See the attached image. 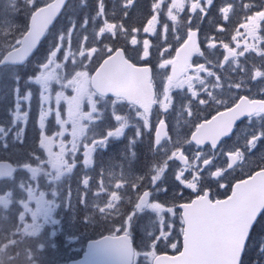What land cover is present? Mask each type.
Listing matches in <instances>:
<instances>
[{"label":"snow or ice","instance_id":"6c2138e0","mask_svg":"<svg viewBox=\"0 0 264 264\" xmlns=\"http://www.w3.org/2000/svg\"><path fill=\"white\" fill-rule=\"evenodd\" d=\"M10 8L7 11L0 10V23L12 25V29L17 31L18 39L16 41L10 42L6 47L0 48V86H6L5 88L10 90V95L14 99V107L16 109L14 115V124L16 120L23 117L25 121L29 118L30 113L28 111H21L23 109V101H29L33 96V87H38V95L41 100V105L43 106L44 100L46 99L43 95L44 90L48 86V81L55 76V72H47L46 70L52 67L53 62H62L63 66L71 64L73 68L76 67L75 56L78 54L80 57V62L83 66H88L91 62L87 53L81 48L77 47L75 49L71 46V36L77 31V21L72 18L73 16L80 18L81 29H84L82 36H79L78 44L83 43L87 46L89 41V24L92 25V33L95 37V44L93 47L99 52L103 48L104 55L100 59L99 64H103L109 56H113L118 52H123L127 59H129L136 66L148 65L153 69L159 68L160 64L158 61L153 60L154 55H158L155 46H153L150 53H145L143 51V41L140 40V35L142 34L145 39H154V34H149L146 30L133 28L132 35L127 36V44L121 47H113L111 42H115L118 39L117 33L114 30V25L109 22L108 16H115V9H108L105 0H94V3H90L89 0H82V6L79 10H76L69 15L68 12V0H54L52 3H47L45 6L50 9V20L51 24L50 30L41 36V38L36 41L33 45L29 40L25 39L24 33L29 29L30 22L33 14L37 11L39 4L43 0H25L28 11L25 16L18 18L19 9L17 8L16 0H7ZM115 0H113V3ZM207 2V0H205ZM151 3V13L157 14L163 8V0H150ZM217 5L215 2L211 4L214 8ZM120 7L128 8V0H121ZM234 7V6H233ZM245 12L249 8V5H245ZM251 7L258 8L256 4H252ZM210 10V9H209ZM182 15L185 13H181ZM208 13H204L207 15ZM167 17V13H165ZM125 18H127V13H125ZM20 19H23L24 23H20ZM174 19V17H173ZM247 19L246 15L241 16V20ZM55 21V23H53ZM188 24L193 23V19L190 17L188 19ZM147 21L145 22V24ZM227 23V20L224 21ZM99 24V29L97 30L96 25ZM10 29V30H12ZM220 27H217L215 31H221ZM121 31L127 32L126 28L121 27ZM173 36L175 39L179 40V34L173 30ZM43 38V39H42ZM186 38V37H185ZM53 39L54 43L50 46L49 40ZM161 39L166 42L167 37L163 33L161 34ZM207 40V37H205ZM101 41L103 43L101 44ZM207 47V43H205ZM99 64L96 66L99 67ZM30 73V75H29ZM257 79L260 77L257 74ZM256 95L264 97V88L260 89ZM7 99V97H5ZM42 112V108L40 110ZM248 125L251 126L253 123V117H255L258 124H264V107H246ZM9 115L7 108L5 109L2 118H6ZM105 117L101 116L100 122H104ZM107 119L111 120L113 124L118 126L115 128L105 129L103 135L107 137L106 141H100L99 146L96 149V154L99 152L108 153L113 144H121L124 149H127L128 145H136L137 141L141 138L139 135L129 137L125 141V131L127 123L119 124L120 117L113 114H109ZM40 113L38 116V126L39 130L41 125ZM241 124L244 123L241 119L239 120ZM234 127H238L237 123ZM233 127V129H234ZM2 130V128H0ZM25 133L27 128L24 129ZM231 134V135H230ZM236 135L233 130L226 134L219 144L213 145V149L217 150L221 146H227L228 141L232 140V137ZM245 138H248V133L243 132ZM255 136L258 137V142L255 146L250 143L247 147L250 152L257 150L259 144L258 152L264 149V129H258L255 132ZM236 141H239V136H237ZM17 143L22 144L23 140H17ZM155 143V142H154ZM7 147L6 144L0 145ZM139 148V145H137ZM189 148L192 147L191 144L188 145ZM197 147H204V145H197ZM120 148V149H121ZM137 149L132 150V155H136ZM264 155V153H261ZM223 155L227 158L229 155L228 151H225ZM111 163V162H110ZM173 164L179 163L181 167L172 169L169 167L167 169L168 174L171 176L169 181L166 177L156 173L152 175L151 182L148 189L141 192L139 191V185L133 188V192L136 193L135 200L132 197L128 198L127 208L113 213L105 215L101 212L102 217L110 221V235L104 236L100 241L95 242V244L104 245L106 248L115 252L119 257L122 264H144L146 260H151V264H191L189 259V253L194 248V235L199 231V226L196 223L191 225V233L188 237V244L186 247V237L185 230L188 227L184 223V204L192 203V199L203 195L202 192H197L195 185L189 186L190 181L185 179V177L190 176L191 173L183 168V161H178L176 159L172 160ZM204 169L202 168L201 171ZM121 171H123V166L121 165ZM142 179V178H141ZM213 179H219L213 176ZM83 182H87V178ZM218 190L224 193V198L221 202L227 201L228 196L231 195V186L227 184H219ZM186 194L190 197L185 199ZM211 196V193L209 192ZM179 197V200L175 198ZM158 201L159 203H155ZM215 202V201H214ZM83 206V205H82ZM174 206V211H173ZM163 213V215H161ZM84 224H88L89 221L85 217L82 219ZM161 229L168 233L167 237L161 235ZM123 233V235H121ZM132 233H135L136 240H133ZM257 235L264 236V212H261L259 216L255 219L251 226V233L248 236V247L243 253V259L241 264H253L249 258V254L252 250L251 242ZM147 241L144 248V252L141 253L137 248V244L142 241ZM153 241L155 244L153 246ZM134 243V247H133ZM173 251L176 254L169 255L168 252ZM264 253V244L259 248V254ZM96 250L93 246V251L90 255H95ZM164 257L163 260L161 257ZM255 264H260L259 260Z\"/></svg>","mask_w":264,"mask_h":264},{"label":"flooded vegetation","instance_id":"af4514ba","mask_svg":"<svg viewBox=\"0 0 264 264\" xmlns=\"http://www.w3.org/2000/svg\"><path fill=\"white\" fill-rule=\"evenodd\" d=\"M167 1L166 3H169L172 8L170 34L173 37L175 29L180 39H175L173 54H170L168 59L156 58L160 64L159 68L151 67L153 81L157 88L155 106L151 115L146 117L140 109L127 104L124 100L111 99L123 109L137 111L141 122L144 121L147 125L145 129L151 136L149 139H141L143 154L140 157L143 164L134 174L135 176L127 172L123 178L122 191H126L130 181L144 182V189L146 184L149 186L152 175L160 173L166 176L169 167L172 169L181 167L179 163L173 166L169 160L168 154L175 152V157L182 153L187 160L185 164L183 163V168L191 173L190 176L185 177L190 181L189 186L195 185L196 191L202 192L212 202L220 201L224 198V193L218 190V185L223 183L232 187V182L237 175L235 172L238 170L241 172V168H245L243 165L252 154L247 144L254 146V137L250 129L257 126L256 119L253 117L250 127L247 126L248 120L237 125L234 132L236 135L228 141L227 158L221 153V148L224 146L214 150L215 141L211 138L201 140V143L197 144L193 142L192 136L202 123L211 121L222 110L234 103L237 97L239 99L240 96L246 95L264 99L256 95L260 89L264 88V0ZM213 2L217 5L214 8L211 7ZM246 4L249 5L247 12L244 7ZM252 4L259 7L253 8ZM182 12L185 14L182 15ZM204 13L208 14L204 15ZM242 14L247 16L244 21L241 20ZM160 16L163 18V15L159 13L157 24L162 31L166 25L162 24ZM190 17L193 19L191 25L187 22ZM225 20H227L226 24ZM217 27L222 30L215 31ZM189 38L198 41L199 51L192 53L181 67L177 52ZM257 74L259 79L256 78ZM161 86L163 90H160ZM226 89L233 91L236 96L228 104L223 100ZM47 121H50L49 116ZM21 123L23 126L20 133L24 135L28 122L22 119ZM162 123L167 126L169 135L157 144L155 133L158 125ZM17 126L16 121L15 127ZM245 131L248 133V138L243 135ZM237 136H239L238 142ZM189 144L192 145L191 148L188 147ZM167 145L174 150L167 149ZM197 145H204V147H197ZM122 151L126 152L123 155L124 160L136 157V155L128 154V147L122 148ZM231 155L238 157L235 167L230 165ZM145 162H152V164L146 165ZM202 168L203 171H201ZM145 169L148 171L146 172ZM213 176L219 179H213ZM95 177L96 175H93V178ZM189 198L186 194L185 199Z\"/></svg>","mask_w":264,"mask_h":264},{"label":"rangeland","instance_id":"374dc122","mask_svg":"<svg viewBox=\"0 0 264 264\" xmlns=\"http://www.w3.org/2000/svg\"><path fill=\"white\" fill-rule=\"evenodd\" d=\"M44 1V0H43ZM80 1V0H77ZM121 1V0H119ZM131 0H128L130 2ZM167 0H163V8L157 13L152 14V19L150 23L147 25V28H143L142 30H146L149 34H153L156 24H157V16L159 13L163 15L160 16L161 21L166 20L167 22H164L167 24V26L170 23V12L172 8L170 7L169 3H166ZM168 2V1H167ZM133 2L129 4V7H131ZM133 12V8L129 9ZM130 11H124L122 14H118L116 12L115 16H112V19L110 22L114 23L118 20H120V26L117 27L120 30V33H123L124 39L121 41L124 45L127 44V36L132 35V31L123 32L121 31V27L126 28L125 21L131 19ZM125 13H127V18H125ZM165 13H167V17L165 16ZM134 17V12H133ZM158 25V24H157ZM4 26H7L6 24L0 23V31L5 30ZM159 26V25H158ZM97 30L99 29V24L96 25ZM127 29V28H126ZM167 28H163V33L166 35L167 40L166 42L161 39L160 37L156 36L154 34V39L151 37L148 39H145L144 36L140 35V40L143 41V51L145 53H150L152 50V46H155L156 52L160 54V57L168 59L170 54H173V45L175 42L174 36L170 35L169 32H167ZM85 30H83L81 33L78 31V35L75 38L74 35L71 36V46L73 49L79 47L83 51H85L89 58L91 59V62L88 64V66H83L80 62V57L77 54L75 56L76 60V67L73 68L71 64H68L66 67L63 66L62 62L58 63L54 62L53 66L47 71V72H55V74H62V77H56V85L58 86L57 89H53L49 86L50 80L48 81V86L44 90L43 95L45 96V100L43 103V106L41 105V100L38 95V87H33V90L37 93L38 101H34L35 95L33 92V100L30 103V101H23V109L28 112L31 110H34L36 114L39 115H46L48 113H53L56 117L57 123L56 128L58 130V133L68 130L71 135L75 134V138H78L83 130L88 129L89 125H93L94 131H93V138L91 142H81L78 145V148L80 150L79 155V162L84 168V173L88 171L89 166L91 165L92 161L90 159V153L93 149L98 148L100 141H106L107 137L103 135V132L105 129L115 128L118 125L113 124L111 120L107 119L109 114H113L115 116L120 117L119 124H123L125 120L129 121V129L130 135L132 136H140V126L141 129L147 128V125H142L140 123V117L139 115L134 111H129L127 116H123V112L118 108L117 110L111 106L110 102L106 104L104 100H98L97 97H95L94 94H91L89 92L90 90V77L87 78V74L90 71V69L98 62L100 57L104 54L103 48L100 49L99 52L96 51V48L93 47L95 44V37L92 33V25L91 22L89 24V28L87 31L89 32V41L87 46H85L83 43L78 44V37L82 36ZM153 40H156L155 43H153ZM54 43V40L51 39L49 41V45L51 46ZM103 41H101V44ZM172 52V53H171ZM157 56V55H156ZM156 56H153V60L156 61ZM54 78V77H53ZM55 79H53V84ZM55 91V92H53ZM73 93L68 95V93ZM90 93V94H89ZM229 95H232V92L229 93ZM37 102L38 106L36 109H32V105H34ZM42 108V112L40 111ZM21 110V111H22ZM105 117L104 122L101 123V116ZM40 125L42 126L45 121L41 117L39 121ZM147 133V132H145ZM128 137V138H129ZM11 142L8 138L2 137L0 139V145L8 144ZM3 148V146H1ZM42 150V148H40ZM111 151V150H110ZM110 151L107 153L110 155ZM102 155L106 156L105 152H101ZM38 157H41L39 154ZM109 156H107L108 159ZM173 156L171 157V159ZM174 159V158H173ZM172 159V160H173ZM37 160V158H36ZM36 165H34V168H31L29 170L22 169V172L18 175V177L12 181L5 184L0 185V212L4 210L8 213L14 212V208L18 210V215L21 212L22 209H24V212H28L27 209H29V206H39L38 202H42V199L46 195V197H50V202L55 204L57 203L58 198L60 197L62 201L66 203V207L70 206V200L73 198L71 194H69L67 191L62 189V183L64 181L63 178H58L55 173L61 169V163L58 161L52 162L50 165V169L48 171L49 176L45 175L46 169L43 170V173L41 175L42 171V161H38ZM32 165V163H29ZM101 164H104V161H101L97 158V174L98 179H102L101 174H110L111 170L110 168L105 171V169H102L100 167ZM112 166H115L114 169L117 170L115 164H112ZM174 166V164L172 163ZM179 168V167H176ZM34 171H37L35 174ZM39 174V176H38ZM117 175L120 176V172H117ZM170 176V175H169ZM49 177V180H48ZM171 180V176L169 178ZM48 182V184H47ZM100 187L97 185L96 190V200L98 203V195L101 194V192L104 194V200L102 201L101 209L100 211L103 212L105 215L109 213L114 214V208L115 206H120V195H117V198L115 199V202L113 203L110 198H107L105 196V191L107 187L103 186V183H99ZM66 186V185H65ZM85 198H81L83 201ZM114 205V207L110 206ZM19 208H18V207ZM21 207V208H20ZM174 208V206H173ZM174 211V210H173ZM163 215V213H161ZM1 218V216H0ZM18 221V220H17ZM18 224V223H17ZM17 224L14 223L12 225L13 232L11 235H9L6 231V228H9L8 226H3L0 224V234L8 235L9 238L6 239L5 243L6 246L3 247V251L0 252V264L3 261L2 257L5 256L6 260H9L11 262H19V263H25L28 264H40V260H44L41 254V247H39V244L41 242L49 243L52 241V239H55L56 235L58 234L53 226L50 230V232L47 235L42 236L39 234L38 236L29 234L30 237H26V233H21L17 229ZM19 224L22 226V230L25 232L30 231V226L24 221H19ZM74 228L77 227V225H73ZM63 227V226H62ZM71 227V226H70ZM161 235H164L167 237L168 233L161 229L160 232ZM78 238H73L71 240L72 246L75 250L78 249ZM57 243L59 242H51L49 244H52L54 247L52 248L53 251H56L57 249ZM147 244V241H142L138 243L140 247V252H144V248ZM155 244V241H153V246ZM6 250V251H5ZM4 252V253H3ZM258 257L263 258L264 253L260 254ZM34 261V262H32ZM38 261V262H37ZM144 264H151V260H146Z\"/></svg>","mask_w":264,"mask_h":264},{"label":"water","instance_id":"95a60500","mask_svg":"<svg viewBox=\"0 0 264 264\" xmlns=\"http://www.w3.org/2000/svg\"><path fill=\"white\" fill-rule=\"evenodd\" d=\"M54 2V1H53ZM50 9L43 7L33 14L25 39L35 44L41 36L51 28ZM55 23V21L53 22ZM43 39V38H42ZM191 41L186 43L178 52V59L182 65L193 52ZM95 90L105 96L115 95L124 97L129 102L142 107L147 113L151 109L153 89L151 85V73L145 68H136L130 64L122 52L110 56L99 67L92 80ZM261 104H257L259 107ZM255 107V105L253 104ZM262 106V105H261ZM248 107L240 102L239 106L221 114V118L211 121L213 130L221 131V139L228 134L234 124L246 115L244 109ZM244 113V114H243ZM220 127H216L217 123ZM205 126L199 127L194 133L193 140L201 143L206 140L202 134L208 131ZM216 128V129H214ZM221 128V129H220ZM209 133V131H208ZM166 136L165 130H161L158 139ZM217 143V142H216ZM15 167L8 162H0V179L10 177ZM194 204L184 206V221L188 226L185 230L186 247L191 233V225L196 223L199 231L194 235V248L189 253L191 264H240L243 253L251 233V226L261 212L264 211V170L257 172L252 178L240 182L234 186L232 194L227 201L215 204ZM102 239V238H101ZM100 239L91 241L80 260L69 264H122L114 251L104 245L95 244ZM95 246L96 254L90 255ZM163 256L161 259L163 260Z\"/></svg>","mask_w":264,"mask_h":264},{"label":"trees","instance_id":"16d2710c","mask_svg":"<svg viewBox=\"0 0 264 264\" xmlns=\"http://www.w3.org/2000/svg\"><path fill=\"white\" fill-rule=\"evenodd\" d=\"M73 1V0H72ZM20 2H22V0H20ZM90 3H94L93 0H89ZM26 6L25 3L20 4V6ZM76 8L74 10H70V16L72 15L73 12H75L76 10H79L82 6V3L80 1H76L75 4ZM142 7H144V5H141ZM147 6V5H146ZM10 8V5H5L3 3L0 2V10H4L7 11ZM17 8L19 9V7L17 6ZM24 11V10H22ZM142 13V9L138 8L137 10V17L140 16V14ZM25 14H23V12H18V18H22L24 17ZM72 18L76 19L77 21V27H79L80 25V18L73 16ZM148 18H145L144 20L146 21ZM20 23L23 24L24 21L23 19H20ZM3 24V23H2ZM7 26H4V28H6L3 31H0V48H4L6 47L10 42H13L18 36H17V31L12 29V25L10 24H6ZM12 29V30H10ZM30 75V73H29ZM6 86H0V89H3ZM5 97H7V99H5ZM13 97L10 95V90L5 88L4 91L0 90V118H2L3 113L5 111V109L7 108V111L10 113L12 107H13ZM9 117V115L6 118L0 119V123L1 121H6L7 118ZM261 242L262 244H264V236L262 235H257L256 236ZM66 249L68 250L67 254L62 255L60 254L57 257H55L54 259H52L50 262L53 263V261H66L69 257H73V251L70 249V247L68 246V244L66 245ZM74 258V257H73ZM249 258L251 259V261L253 262V264H255V262L257 260H259L260 264H264V257L260 258V257H255V253H250L249 254Z\"/></svg>","mask_w":264,"mask_h":264},{"label":"bare ground","instance_id":"6f19581e","mask_svg":"<svg viewBox=\"0 0 264 264\" xmlns=\"http://www.w3.org/2000/svg\"><path fill=\"white\" fill-rule=\"evenodd\" d=\"M110 10V9H109Z\"/></svg>","mask_w":264,"mask_h":264}]
</instances>
